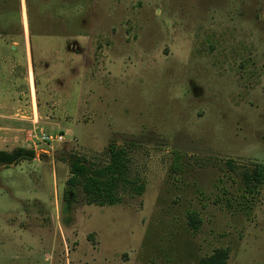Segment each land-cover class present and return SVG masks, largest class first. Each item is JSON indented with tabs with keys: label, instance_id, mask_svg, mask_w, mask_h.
I'll return each instance as SVG.
<instances>
[{
	"label": "rangeland",
	"instance_id": "obj_1",
	"mask_svg": "<svg viewBox=\"0 0 264 264\" xmlns=\"http://www.w3.org/2000/svg\"><path fill=\"white\" fill-rule=\"evenodd\" d=\"M0 128L36 153L0 164V264H264V0H0ZM113 144L144 190L88 205L70 161Z\"/></svg>",
	"mask_w": 264,
	"mask_h": 264
},
{
	"label": "trees",
	"instance_id": "obj_2",
	"mask_svg": "<svg viewBox=\"0 0 264 264\" xmlns=\"http://www.w3.org/2000/svg\"><path fill=\"white\" fill-rule=\"evenodd\" d=\"M110 160L104 167L89 164L84 159L75 158L71 162V178L68 181L70 191L82 186L88 205L99 207L116 206L122 202L119 190L122 186H130L136 195H141L144 187L136 185L128 179L130 164L129 150L113 144L110 147ZM36 158L33 149L17 148L12 152L0 151V164L4 166L18 165L22 161H31ZM232 166V163H229ZM7 167V168H8ZM244 181L248 187H257L264 184V166L255 167L253 171L244 173ZM194 230L199 229L201 223L197 215H190ZM229 250L217 249L211 256L203 258L199 264H228Z\"/></svg>",
	"mask_w": 264,
	"mask_h": 264
},
{
	"label": "crops",
	"instance_id": "obj_3",
	"mask_svg": "<svg viewBox=\"0 0 264 264\" xmlns=\"http://www.w3.org/2000/svg\"><path fill=\"white\" fill-rule=\"evenodd\" d=\"M0 130H4V131H5V130H7V129H6V128H0ZM15 131H16V132H19V131H23V130H15V129H14V132H15ZM7 134L11 135L10 133H7ZM13 134H15V136L18 135V133H13Z\"/></svg>",
	"mask_w": 264,
	"mask_h": 264
},
{
	"label": "built area",
	"instance_id": "obj_4",
	"mask_svg": "<svg viewBox=\"0 0 264 264\" xmlns=\"http://www.w3.org/2000/svg\"><path fill=\"white\" fill-rule=\"evenodd\" d=\"M48 140H53L52 138L48 139ZM63 140V138L61 136H58L56 138V142H61Z\"/></svg>",
	"mask_w": 264,
	"mask_h": 264
}]
</instances>
